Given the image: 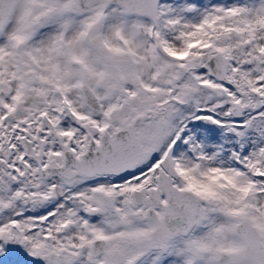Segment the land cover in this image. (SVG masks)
Listing matches in <instances>:
<instances>
[{
    "label": "snow or ice",
    "instance_id": "6c2138e0",
    "mask_svg": "<svg viewBox=\"0 0 264 264\" xmlns=\"http://www.w3.org/2000/svg\"><path fill=\"white\" fill-rule=\"evenodd\" d=\"M0 264H264V0H0Z\"/></svg>",
    "mask_w": 264,
    "mask_h": 264
}]
</instances>
